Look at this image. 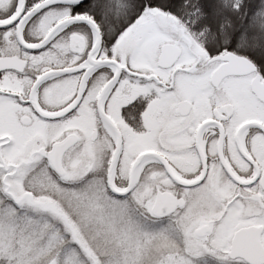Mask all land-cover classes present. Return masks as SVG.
Instances as JSON below:
<instances>
[{
    "label": "flooded vegetation",
    "instance_id": "af4514ba",
    "mask_svg": "<svg viewBox=\"0 0 264 264\" xmlns=\"http://www.w3.org/2000/svg\"><path fill=\"white\" fill-rule=\"evenodd\" d=\"M45 1L0 0V152L13 147L19 128L20 165L38 161L35 168H51L39 151L49 152L74 136L61 159L66 184L100 174L106 180L116 147L112 121L122 135L120 156L125 150L133 154L121 176L117 162L119 189L128 187L140 155L155 154L141 161L124 198H137L140 184L149 183L140 204L152 210L158 193L171 194L175 200L161 203L159 212L173 210L166 219L181 220L208 203L210 215H202L194 229V237L206 242L194 246L217 251V259L228 257L240 229L262 228L264 245V72L259 64L252 60L255 71L214 81L224 61H212L217 54L207 57L184 37L163 43L141 39L119 54L120 29L110 31L112 13L96 8V0L41 7ZM165 44L181 51L169 68L159 62ZM133 56L138 64L128 61ZM194 65L196 75L190 73ZM28 127L37 132L27 134ZM203 226L209 233L198 237Z\"/></svg>",
    "mask_w": 264,
    "mask_h": 264
},
{
    "label": "rangeland",
    "instance_id": "374dc122",
    "mask_svg": "<svg viewBox=\"0 0 264 264\" xmlns=\"http://www.w3.org/2000/svg\"><path fill=\"white\" fill-rule=\"evenodd\" d=\"M157 2L165 4L168 0ZM212 4L214 5H205L206 13L200 7L201 2L195 9L208 15L205 16L207 19L203 20L205 29L212 28L213 32L216 30L214 26L219 25L221 34H213L217 36L214 42L230 43L235 26L245 19L243 7L236 11L226 6V3H217V0ZM127 6V0L95 1L96 8H106L107 12L112 13L108 27L115 33L123 23L125 25L133 19L132 15L135 13H128ZM165 13L170 14L160 8L146 10L135 27L130 28V25V29L127 27L128 29L118 32V53L131 51L133 44L141 39L144 43H149L154 42L153 38L156 37V41L163 43L181 34ZM242 23V34L240 33L236 47L255 57V62L264 72V28L259 27L256 21ZM245 24L247 26H244ZM250 31L251 34L247 35ZM195 38L197 40L196 36ZM199 39L197 42L201 40ZM210 39L207 37L205 40L208 57L229 51L212 52V46L216 47V44ZM136 50L138 51L139 47ZM196 50L203 52L198 45ZM143 52L148 53L147 50ZM125 60L127 59L122 58V61ZM128 61L133 65L140 62L137 56ZM190 73L196 75L195 65L190 68ZM15 132L17 134L12 141L13 147L4 148L0 152L6 163L3 170L13 176L12 181L26 165H20L19 162L22 159L19 152L22 131L16 128ZM26 132L35 134L37 128L28 127ZM132 157L130 150L122 153L118 164L119 176L126 172ZM52 172L48 166L33 168L24 190H19L17 185L11 192L4 189L3 184L0 186V264H244L230 262L227 258L217 260L216 256L220 257L217 251L214 255L213 252L204 254L195 247L206 242L196 239L193 232L199 225L201 216L209 214L208 203L198 209L199 212L194 211L187 217L184 216L183 220L174 217L159 221L147 212L150 211V205H146L147 209L140 204L141 192L151 187L149 183L140 184L141 192H138L137 198L133 196L121 199L110 194L106 189V180L101 174L98 179L70 185ZM3 179L5 174L2 176V182ZM29 204L39 209H34ZM54 213H59L68 220L58 219L54 217ZM66 231H72L74 234ZM75 232L91 250V257L79 249V243L74 238ZM191 234L192 238L188 237ZM188 238L191 239L189 243L193 244L192 248L189 247L191 244H188Z\"/></svg>",
    "mask_w": 264,
    "mask_h": 264
},
{
    "label": "water",
    "instance_id": "95a60500",
    "mask_svg": "<svg viewBox=\"0 0 264 264\" xmlns=\"http://www.w3.org/2000/svg\"><path fill=\"white\" fill-rule=\"evenodd\" d=\"M64 0H47L42 6H53L57 4L63 3ZM81 2H84V0H78ZM92 22V21H91ZM94 24V23H93ZM95 26V24H94ZM160 52V58L159 62H161L162 67L169 68L172 67L176 61L179 59L181 55L180 48L175 44H165L162 46ZM216 60H223L225 61L224 64L221 65V67L216 70L212 75V80L214 81H222L223 78H226L228 76L232 75H242L247 73L248 71H255L257 67H255L254 63L251 62L248 58L244 56L236 55L235 53H227L224 55L217 56L213 58L212 61ZM163 63V64H162ZM114 64L118 68H120V64H118L116 61H114ZM118 73L115 75V78L113 80V84L117 82L118 79ZM110 126L112 127L115 136H116V147L115 151L113 153L112 159L110 161L107 175H106V184L107 188L110 191L111 194L117 196V197H126L129 195V193L132 191L135 183V176L137 172V168L140 165L141 161L147 157L155 156L154 153L146 152L143 153V155H140L135 163L133 164L131 171H130V183L126 189H119L115 184V170L117 161L120 156L121 148H122V135L119 131L116 124L112 121H109ZM75 143V137H68L64 139L61 142L56 143L53 146V149L51 151H39V154L42 155L46 160H49L52 168L54 169L58 175H63L64 170L62 167V157L65 151L72 146ZM0 163L2 164L0 168L3 169V166L5 164L3 163V159L0 154ZM199 181H195L192 183H186L185 185L187 187H192L194 185H197ZM6 189L9 191V186L6 185ZM172 200H175V197H173L171 194L168 193H158L156 201L154 203V206L152 208V213L154 216L162 218L165 216L170 215L173 210H166L164 212H159V206L161 203L164 202H170ZM180 205H182L181 201ZM34 209H39V207H35L32 204H29ZM54 217H57L58 219H64L67 221L68 219L64 216L59 215V213H54ZM262 228H255L250 227L249 229H240L238 232L235 233L234 237L231 240V246L228 255L230 256V259L233 260H244L246 264H264V245L261 243V234H262ZM69 232L71 235L74 234V232ZM209 233V227L203 226L198 229L197 236L198 237H205L206 234ZM74 238L76 239V242L79 243V247L83 248L84 243L81 241V238L78 236V233L75 232Z\"/></svg>",
    "mask_w": 264,
    "mask_h": 264
},
{
    "label": "trees",
    "instance_id": "16d2710c",
    "mask_svg": "<svg viewBox=\"0 0 264 264\" xmlns=\"http://www.w3.org/2000/svg\"><path fill=\"white\" fill-rule=\"evenodd\" d=\"M157 1L158 0H127L128 6H129V7L127 6L129 8L127 12L128 13L134 12L135 14L132 15L133 19L131 22H128L125 25L124 23L123 24L121 23L123 27L121 26L120 32L123 31L128 26L135 24L136 21H139L145 14L146 10H150L153 8L154 9L160 8L161 10L170 13L167 15L171 17V19L175 20V22L181 28L185 30V34L188 37L193 38V40L196 39L195 36L197 37V40L200 38L201 40L199 39L200 41L198 42H200L202 46L197 42V40L195 41L197 45L201 47V50H204L207 53L208 49L205 48V45H207V41L205 40H207V37H208V39L211 38L210 40H213L214 42L217 36L215 37L213 34L215 33H217L216 35L221 34V31H220L218 24H216L215 26L212 25L216 29V30H213V32L211 30L212 28L207 27V29H205V27L203 26V20L207 19L206 17H208V15L197 11L195 8L199 5V2H201L202 6L200 5L199 6L206 13V6L214 5L212 4L214 0H200V1L192 0L190 2L189 0H176V1L168 0V3H165V4L157 2ZM218 2L219 3L221 2L223 4L226 3V6H229L232 10H236V11L241 9V7H243L242 10H243V15L245 16V19L242 20L241 22L246 23L248 21V23H250L252 21L253 22L256 21L259 27L264 28V0H217V3ZM215 8H218V7L215 6ZM211 20L213 23H215V21H213L214 20L213 18H211ZM241 22H239V24L235 26L236 28L234 29L232 33L230 43L221 44L222 42L221 43L214 42L216 44V47L212 46L214 50L212 49L211 50L212 52H217V53L223 50H229V51L235 50L238 53H242L243 55L250 57L254 61H257V59L255 57H252V55H250L248 52L243 51L242 48L240 50L239 48L236 47V44L238 43V38L242 34L240 30ZM244 26H247V25L245 24ZM250 34H251V31L248 32L247 35H250ZM21 170L22 171L19 173V175L16 178H14V181H12L10 178V183L12 184L14 183L13 184L14 186H17V185L19 186L20 183L22 184L29 177L30 171H32L30 170L29 167H23ZM79 249L86 256L88 257L92 256L91 250L86 245H84L83 248L79 247Z\"/></svg>",
    "mask_w": 264,
    "mask_h": 264
},
{
    "label": "bare ground",
    "instance_id": "6f19581e",
    "mask_svg": "<svg viewBox=\"0 0 264 264\" xmlns=\"http://www.w3.org/2000/svg\"><path fill=\"white\" fill-rule=\"evenodd\" d=\"M250 61H252L253 59H251L250 57H247ZM40 164V162H38L37 163V165H39Z\"/></svg>",
    "mask_w": 264,
    "mask_h": 264
}]
</instances>
